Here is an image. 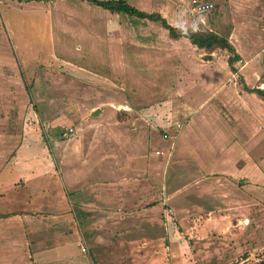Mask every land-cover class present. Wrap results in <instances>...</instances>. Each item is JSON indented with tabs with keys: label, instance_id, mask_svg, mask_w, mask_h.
Returning a JSON list of instances; mask_svg holds the SVG:
<instances>
[{
	"label": "rangeland",
	"instance_id": "rangeland-1",
	"mask_svg": "<svg viewBox=\"0 0 264 264\" xmlns=\"http://www.w3.org/2000/svg\"><path fill=\"white\" fill-rule=\"evenodd\" d=\"M125 1L147 12H159L179 30H191L193 22L198 21L199 32L224 35L230 31L229 41L240 56L235 64L237 72H232L227 65L229 53L226 50L206 51L182 38L174 42L158 23L112 13L86 0H0V169L11 159H19L20 156L46 161L51 157L58 172L53 171L51 174L56 177L50 188L51 195H66L70 191H63L64 179L69 184L64 168L66 163L62 161L65 151L69 149L65 147H68V140L77 131H83L84 127H81L80 121L75 133L73 131L64 136L66 131L63 126H69L72 122L78 124L80 116L87 114V109L96 102L117 100L119 96L120 112L128 103L137 109L165 105L163 114L169 124L175 121L172 117L182 118V124L188 121L190 124L194 106L203 100L206 103L203 113L210 109L219 119L215 122L218 133L221 130L235 132L234 122L240 120L247 133L248 176H260L264 181V99L243 89V83L249 87L264 88V0ZM201 3L211 6L203 12L198 9ZM134 56L144 57L147 64L151 62L149 65H156L157 68H145L143 64L134 62ZM88 73L97 77H91ZM104 78L113 79L116 83L113 97L111 95L108 98L105 93L98 96L108 84ZM149 93L152 97H149ZM140 97L149 102H143ZM153 120L156 127L151 129L159 143L143 149L151 157L156 150L166 149L162 130L174 132L166 130L169 128L167 124L160 125V120ZM85 138L94 141L93 134ZM104 141L107 142L105 150L111 149L112 142ZM33 142L37 144L28 148ZM82 144L75 143L77 158L83 154H78ZM87 146L88 149L92 148L90 143ZM104 157L108 159L110 168L111 156ZM95 161L90 158V162L68 164V173L72 172L78 189L89 191L88 182L94 187L99 183V178H109L97 171L100 167H96ZM14 168L19 169L17 166ZM3 173L7 174V171ZM166 184L168 199L163 204L165 207L161 205L155 209L167 224L173 220L169 217L173 213L168 215V208L174 207L176 203L174 191L177 184L172 178L167 179ZM7 185L12 188L18 186V189H13L17 194L6 197L12 191L7 189ZM22 185H0V213L24 208L30 210L28 206H19V200L24 201L26 198V192L20 190ZM1 187L5 188L6 193ZM124 188L123 185L121 189H131L132 184ZM254 190L258 201H255L256 197L249 198L248 212L236 213V216L255 218V210L258 209L261 218L257 217L256 230L243 231L239 228L242 222L220 231L202 228L199 244L190 242L191 249H187V245L182 247L186 252L191 250L195 253L194 257L191 252L195 260L192 263L189 260L190 264H258L264 259V184L262 186L259 183ZM108 193L105 190L101 200L113 209L106 210L105 218L108 220L113 216L111 234L117 233L119 239L107 245L111 246L115 242L113 261L107 264H158L149 261V257L153 256H161L160 264H166L165 241H158L154 250L148 249L146 229H125L126 222H120L119 218L124 214L121 212L130 211L132 203L125 201L122 196L111 198ZM60 199L64 202L63 197ZM35 205L42 210L49 207L46 198L40 199ZM58 209L62 214L56 222H61L68 229L75 228V221H79L80 217L79 213L74 212L75 208L70 206L66 213L61 203ZM113 213L120 216H114ZM139 216L143 221L144 216ZM7 221L14 224L18 222L14 217ZM135 222L130 220L128 223ZM9 223L3 229L0 226V259L3 253H11L10 245L17 250L23 246L22 243L16 244L15 239H8V233L16 232L5 230ZM99 232L103 233L102 230ZM219 234L225 235L219 239ZM66 235L65 242L74 243L71 236ZM192 239L189 236V241ZM93 244L90 246L92 254L97 249ZM71 248L76 253H82L80 246L72 244ZM181 252L185 253L182 249ZM84 254L89 257V253ZM146 254H150L149 257L144 256ZM24 256L26 260L20 264H31L30 254L25 252Z\"/></svg>",
	"mask_w": 264,
	"mask_h": 264
},
{
	"label": "crops",
	"instance_id": "crops-1",
	"mask_svg": "<svg viewBox=\"0 0 264 264\" xmlns=\"http://www.w3.org/2000/svg\"><path fill=\"white\" fill-rule=\"evenodd\" d=\"M179 39L171 40L175 42ZM182 39L187 40L186 38ZM133 58L134 62L143 64L145 68H157L156 65H149L151 62L147 64L144 57L134 56ZM158 68H162V66H158ZM88 74L91 77H97L92 73ZM104 79L108 84L105 85L104 92L98 96L105 93L108 98L111 95L113 97L112 92L116 89L114 87L116 83L113 79ZM149 97H152L150 93ZM162 98L159 100L161 101ZM141 99L143 102H149L148 99ZM117 100L119 101V96H117ZM117 100L114 98V100L96 102L94 106L87 109V114L84 113L80 116L78 124L72 122L69 125L74 128V133L77 131L80 121L81 127L84 128L83 131H77V134L68 140V147H65L69 149L65 151L62 161L66 163L64 168L68 174L69 184L64 179L63 191H70L66 195L64 193L61 196L51 195L50 188L56 179L51 174L53 171L58 174L51 157L46 161L36 157L24 158V156H20L19 159H11L8 164L1 167L0 185L23 184L20 190L26 192V198L24 201L19 200L21 203L19 206L20 208L28 206L30 210L25 208L14 212L9 210L7 213H14L12 216L0 218L4 220L0 221L2 229L6 223H9L7 220L13 217L17 219L16 224L9 223L5 230H16L13 232L14 234L8 233V239H15L16 244H23L22 249L18 250L10 245L11 253H3L0 264H20L26 260L25 252L30 254L31 264H107L113 261L112 254L115 253L112 249L115 242L111 246L107 245L110 244V241L118 240L119 236L115 232L111 234L114 224L113 216L108 220L105 218L106 210L113 209L101 200L105 190L110 192L108 195L111 198L122 196L125 201L132 203L133 207L130 211L121 212L124 213L121 216L117 213L113 214L120 216V222H126V224L123 223L126 225L125 229L131 228L137 231L146 229L148 249L154 250L158 241L161 240L162 243L165 241L164 260H166V264L169 260L172 262L187 261L188 263L191 260L192 263L195 260V253L191 250L186 252L182 247L187 245V249L190 248L192 246L189 245L190 242H193V245L199 244V232L202 228L220 231L230 225L237 226V222H242L239 228L243 231L256 230L257 217H260L258 209L255 210V218H248L246 215L243 218L236 216V213L246 214L248 212L249 198L256 197L255 201H258L257 196H254L256 195L254 189L258 187L259 183L262 186L264 184L260 176L258 178L256 176L249 178L248 176L249 155L245 144L247 133L240 120L234 122L236 123L235 132L227 130L222 132L221 130L218 133L215 122L219 119H217L216 113L211 112L210 109L203 113L205 100L194 106L191 112L193 120L190 124H188L189 121L182 124L183 119L179 120L176 117H172L176 122L169 124L163 114L165 105H158L157 108L137 109L128 103L125 105V109L120 112V102ZM244 113H247L246 109ZM153 119L160 120V125L167 124L169 128L166 130L174 132H169V134L162 130L161 136L165 140L163 143L166 144V149L162 148L164 151L156 150L155 155L151 157L148 151L146 154L143 149L146 146L159 143L151 129V127H156ZM170 125L173 127L170 128ZM85 134H93L94 141H91V138L87 141ZM105 139L112 142V144L108 142L111 149L105 150L107 145ZM75 143H83L78 148L80 151L78 154L83 153L80 158H77V154L74 152ZM88 143L92 145L93 151L88 149ZM35 144L37 143L33 142L29 146L30 144L27 143L28 148ZM136 147H139V150H136ZM160 152L162 153L160 154ZM106 155L111 156L110 168L108 159L104 157ZM90 158L96 160V167H100V170L96 168L97 171L109 178H99L97 180L99 183L96 182L97 185L94 187H91V183L88 182L89 191L80 190L75 185L76 181L71 176L72 172L68 173L67 167L68 164L72 165L74 162H90ZM254 160L256 161V159ZM16 166L19 169H15ZM4 171H7V174L3 173ZM9 178L11 179L9 180ZM169 178H172L177 184L174 191L176 203L174 207L170 206L173 215L169 217H172L173 220L166 224L162 215L160 216L155 208L166 204L168 199L166 180ZM131 184V189L127 191L121 189L123 185L124 189H127ZM15 186L13 188L9 185L6 186L7 189L12 190L6 194V197L9 194H17L14 190L18 189V186ZM1 188L6 193L5 188ZM61 197L64 202L61 201ZM44 198L47 199L49 207L42 210L35 204ZM15 200L17 201V199ZM61 203L66 213L70 206L75 208L76 214L79 213V221H75V228L68 229L61 222H56V219H59L62 214L58 209V205ZM164 205L163 207H165ZM139 215L144 216L143 221L139 219ZM130 220H136V222L129 224ZM100 230L103 233H100ZM66 234L71 236L70 239L74 243L65 242ZM222 235L225 234H219V239L223 237ZM189 236L193 238L191 241H189ZM247 236L249 237L248 233ZM2 239H4L3 236ZM92 243H94L92 246L97 247L94 254L90 249ZM72 244L80 246L82 253L73 251ZM82 248L85 250L82 251ZM181 249L185 253H182ZM84 253H89L91 258ZM149 255L144 256L149 257ZM150 258L151 262L158 264L162 262L161 256ZM167 258L170 259L167 260Z\"/></svg>",
	"mask_w": 264,
	"mask_h": 264
},
{
	"label": "trees",
	"instance_id": "trees-1",
	"mask_svg": "<svg viewBox=\"0 0 264 264\" xmlns=\"http://www.w3.org/2000/svg\"><path fill=\"white\" fill-rule=\"evenodd\" d=\"M30 1V0H26ZM92 5H96L102 9L108 10L109 12L116 14H124L131 17L145 19L154 23H158L162 28L166 29L168 36L171 39L186 38L192 45L199 49L206 51H213L215 49L226 50L229 54L227 57V65L232 72H237L235 64L240 60V56L237 53L235 47L230 43L228 35L230 31H227L224 35H220L216 32H192L187 30L185 34L181 29H177L172 26L164 16L159 12H147L130 5L125 0H86ZM243 89L248 93H253L264 99V88L249 87L243 83ZM14 213H0V218H7L12 216ZM258 264H264V259L259 261Z\"/></svg>",
	"mask_w": 264,
	"mask_h": 264
},
{
	"label": "built area",
	"instance_id": "built-area-1",
	"mask_svg": "<svg viewBox=\"0 0 264 264\" xmlns=\"http://www.w3.org/2000/svg\"><path fill=\"white\" fill-rule=\"evenodd\" d=\"M211 4L208 3H201L200 5H198V9L200 11H207L210 8ZM64 130L66 131V133L64 134V136H66L68 133L71 134L74 131V128L71 126H63ZM163 137H166V135H163ZM173 213L171 208H168V215H171ZM85 249L82 248V251H84Z\"/></svg>",
	"mask_w": 264,
	"mask_h": 264
},
{
	"label": "clouds",
	"instance_id": "clouds-1",
	"mask_svg": "<svg viewBox=\"0 0 264 264\" xmlns=\"http://www.w3.org/2000/svg\"><path fill=\"white\" fill-rule=\"evenodd\" d=\"M199 30V22L198 21H194L193 22V25H192V28H191V31L192 32H195V31H198ZM182 31L187 34V29H182Z\"/></svg>",
	"mask_w": 264,
	"mask_h": 264
}]
</instances>
